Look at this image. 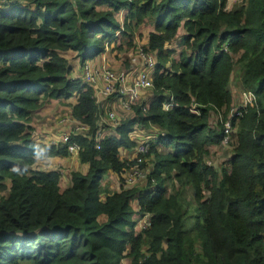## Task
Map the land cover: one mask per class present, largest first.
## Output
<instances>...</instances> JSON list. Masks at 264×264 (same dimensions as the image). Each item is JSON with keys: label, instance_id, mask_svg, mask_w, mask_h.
I'll use <instances>...</instances> for the list:
<instances>
[{"label": "trees", "instance_id": "trees-1", "mask_svg": "<svg viewBox=\"0 0 264 264\" xmlns=\"http://www.w3.org/2000/svg\"><path fill=\"white\" fill-rule=\"evenodd\" d=\"M149 17L153 29L142 49L156 58L151 99L145 106L132 105V114L97 142L73 136L87 168L71 170L69 183L60 188L57 169H34L32 163L64 156L66 148L34 140L31 116L46 98L67 100L71 115L92 131L98 110L105 113L110 102L95 97L94 86L81 77L70 78L71 64L60 52L74 51L81 65L97 62L116 32L129 41ZM179 29L183 48L177 57L169 56L173 49L163 52V46ZM233 55L241 65L240 86L253 93V100L230 118L233 148L226 166L217 170L204 156L207 146L221 143L223 126L210 124L209 112L227 117ZM169 94L175 105L163 109ZM133 124L163 131L142 154L151 155L146 177L153 187L109 190L100 182L102 174L110 170L119 176L131 163L120 150L135 144L128 135ZM156 144L169 150L157 151ZM172 177L179 187L166 193L165 181ZM184 186L195 203L188 225ZM4 189L0 264H122V259L128 264H264V0H246L231 9L224 0L2 2ZM134 213L149 214L148 224L137 232Z\"/></svg>", "mask_w": 264, "mask_h": 264}, {"label": "built area", "instance_id": "built-area-1", "mask_svg": "<svg viewBox=\"0 0 264 264\" xmlns=\"http://www.w3.org/2000/svg\"><path fill=\"white\" fill-rule=\"evenodd\" d=\"M4 1L5 0H0V5ZM138 51V63L135 67H130L127 70L123 68H111L105 61V56L94 63L85 61L81 65V81H86L94 86L95 97L109 98V103L114 102L120 108L128 109L130 107L131 109L132 105L137 104L138 97L142 92L151 91L153 86L152 74L156 63L155 55L151 51L142 50V48H139ZM152 94L151 91L150 95L152 96ZM236 97L238 102L235 103V106H230L226 119L219 120L222 122L223 126L224 135L221 140L223 143L228 142V136L232 130L229 122L230 118L239 114V107H243L252 102L253 93L241 88V91ZM108 105L104 108L106 113L98 110L97 124L92 131L87 123L74 118L69 109V114L67 112L61 115L55 120V125L45 128V134L47 137L45 143L60 146L64 145L68 154L78 156L80 146L74 139H72L73 136L82 135L84 137L92 138L97 142L103 136L114 133V127L116 126L114 120L118 117L114 116L113 112L108 111ZM171 105H175V103L172 101V96L169 94L167 99L163 101L162 107L163 109H167ZM192 109H194V105H192ZM32 130L33 129L31 128V137L34 140L40 141L37 139L36 133L31 132ZM161 134H163V131H157L155 127L153 129H144L140 128L138 124H133L128 135L132 138L135 144L127 149L128 155L122 157V159L126 158L124 160L131 161V163L119 173V187L125 188L133 186L140 180L142 169L145 167L144 165L140 166L144 159L142 154L147 152L150 142L154 141L158 135ZM150 167L151 165L146 168ZM147 172L148 169L144 174ZM141 216L144 218L145 213ZM147 224L148 221L144 226Z\"/></svg>", "mask_w": 264, "mask_h": 264}, {"label": "rangeland", "instance_id": "rangeland-1", "mask_svg": "<svg viewBox=\"0 0 264 264\" xmlns=\"http://www.w3.org/2000/svg\"><path fill=\"white\" fill-rule=\"evenodd\" d=\"M246 0H224V7L226 9H231L233 7H237L241 4H243ZM150 17L143 22V24L139 25L138 27L136 26L134 30L132 31L131 35L129 36V41H127L126 36H121L117 32L115 33V39L114 43H105L104 44V49L103 51L96 56L98 58V61L105 56V61L108 63V65L111 68L115 69H120L123 68L127 70L130 67H135V65L138 63V56L137 52H139V48H143V46L146 45V37L147 33L149 30H152V25L150 21ZM182 30L179 29L173 38L172 42L166 43L163 46L162 51L165 52V48L173 49L172 54H168L169 56L177 57L178 54L180 53L181 47L178 42L182 37ZM118 34V35H117ZM143 50V49H142ZM60 54L67 59L68 63L71 64L72 69L70 70L69 77L74 78V77H80V70H81V64L80 61L78 60L77 56L75 55L74 51L71 50H65L60 52ZM103 54V55H102ZM236 55H233L232 60H233V66L231 73L229 74V83H230V88L232 89L233 92H235L232 96V101L230 106H235V103L238 102L237 100V94L241 91V86H240V74H241V65L240 63L237 62L236 60ZM129 66V67H128ZM151 91H144L142 92L139 97H138V102L137 104L144 105L151 99L150 95ZM45 104V108L43 105ZM65 105L66 107L68 106V103L65 101H58L57 99H52V98H46L45 102L39 107L31 116V120L28 122L30 125V122L35 125L36 130L34 127L30 126V129L32 128L33 130L31 131L32 133H36L37 139L46 142L47 137L41 129L43 128L42 126L45 125V128L49 125L50 121H55L58 119L65 111L66 108H62V106ZM108 111L113 112L114 116L118 117L117 119L114 120V122L117 124L121 122L122 119L127 118L129 115L132 114V111L130 107L128 109L125 108H120L119 106L116 105V103H109L108 105ZM107 111V110H106ZM106 113V112H105ZM222 119V113L216 112L214 110H210L209 112V123L213 124L217 121ZM148 128L153 129L154 127L149 126ZM229 137V136H228ZM231 140V138H230ZM231 142V141H230ZM156 147V145H155ZM157 151L163 152L165 150H169L168 147H163L161 145H157ZM232 144L228 142L221 143L219 144H211L207 146V153L204 156V162L206 164L212 165L215 169H219L220 167L226 166L227 160L230 156V153L232 151ZM68 154V153H67ZM66 154V155H67ZM64 155V156H66ZM122 157V156H121ZM55 158V157H54ZM143 161L141 162L140 166H145L144 169H142V174L140 180L136 183L138 187L140 188H147L150 189L153 187L152 183L147 184V174L145 175L144 172L149 171L150 165L152 166V158L151 155L148 156L147 153L146 155L143 156ZM41 159H36L32 163V168L34 169H45V167H50L52 169H57L59 171V186L62 188L63 186L66 185L65 180L69 181V172L72 170V164L64 162L58 164L57 162L50 161L48 163H45L44 161H40ZM83 166H80V169ZM50 168V169H51ZM109 172L108 170L102 174L101 177V183L106 185V187L109 190L114 189V185L116 183H113L112 177L108 176ZM117 182L119 183V179H117ZM179 181L175 178H170L169 180L165 181V186H166V193L171 192L172 190H175L177 187H179ZM118 187V186H117ZM6 192V189L3 191H0V195H4ZM182 196L184 200L187 202V225L193 221V213H194V201L191 197V190L188 186H184L182 189ZM135 199H132L130 201L131 206L133 207ZM136 207V206H135ZM148 214L145 213L144 218L140 216L138 213H134L132 215V220L134 221L133 225V230L135 232L139 231L148 221ZM145 247H143L144 249ZM122 264H128V259H122L121 260Z\"/></svg>", "mask_w": 264, "mask_h": 264}, {"label": "crops", "instance_id": "crops-1", "mask_svg": "<svg viewBox=\"0 0 264 264\" xmlns=\"http://www.w3.org/2000/svg\"><path fill=\"white\" fill-rule=\"evenodd\" d=\"M123 13H124V9H120L119 10V12L116 14L117 15V20L119 21V23L121 22V17H122V15H123ZM150 31V30H149ZM230 80V79H229ZM229 80H228V82H227V89L230 91V93H231V96L235 93V92H233L232 91V89L230 88V83H229ZM233 97V96H232ZM58 101H63V100H60V99H57ZM66 102H68L67 100H66ZM43 107L45 108V104L43 105ZM62 108H66V111L63 113V114H65V113H67L68 112V114H69V106H65V105H63L62 106ZM62 114V115H63ZM52 125H55V121L53 120V121H50V123H49V125L47 126V127H50V126H52ZM30 126L31 127H34V129L36 130V128H35V125L32 123V121L30 122ZM43 128L41 129V131L43 132V134H44V137H45V125H43L42 126ZM156 147H157V145H156ZM120 155L123 157V156H126V155H128V151H127V149H125V150H120ZM55 157V158H54ZM37 159V158H36ZM35 159V160H36ZM34 160V161H35ZM40 161H44L45 163H48V162H50V161H54V162H57L58 164H60V163H63V161L64 162H67V163H71L72 164V170H78V171H80V172H84L85 170H86V168H87V164L86 163H82V162H80L79 161V158H78V156L77 155H70V154H67L66 156H51V157H47L46 159H41ZM83 166L81 169H80V166ZM52 166H50V167H45V170H48V169H50ZM52 169V168H51ZM108 172H109V175L108 176H110V177H112V178H114L113 179V183H116L115 185H114V189L115 190H117L118 188H119V183L117 182V179H118V175L116 174V173H114V172H112V171H110V170H108ZM65 183H66V185L65 186H67V184L69 183V181L68 180H65ZM119 184V185H118ZM65 186H63V187H65ZM118 186V187H117ZM62 187V188H63ZM100 197H103V193H100ZM135 201V200H134ZM136 206V202L134 203V205H133V207H135ZM136 208V207H135Z\"/></svg>", "mask_w": 264, "mask_h": 264}]
</instances>
